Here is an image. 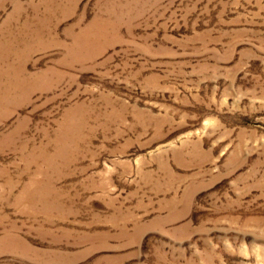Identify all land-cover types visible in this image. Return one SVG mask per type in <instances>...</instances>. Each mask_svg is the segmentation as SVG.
Segmentation results:
<instances>
[{
  "label": "rangeland",
  "instance_id": "rangeland-1",
  "mask_svg": "<svg viewBox=\"0 0 264 264\" xmlns=\"http://www.w3.org/2000/svg\"><path fill=\"white\" fill-rule=\"evenodd\" d=\"M0 264H264V0H0Z\"/></svg>",
  "mask_w": 264,
  "mask_h": 264
}]
</instances>
